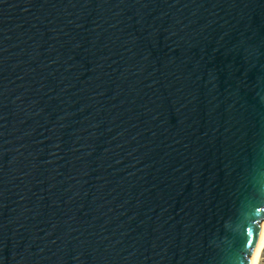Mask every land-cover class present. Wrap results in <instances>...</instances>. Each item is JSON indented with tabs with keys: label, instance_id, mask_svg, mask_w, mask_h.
<instances>
[{
	"label": "water",
	"instance_id": "water-1",
	"mask_svg": "<svg viewBox=\"0 0 264 264\" xmlns=\"http://www.w3.org/2000/svg\"><path fill=\"white\" fill-rule=\"evenodd\" d=\"M264 224V0H0V264H249Z\"/></svg>",
	"mask_w": 264,
	"mask_h": 264
},
{
	"label": "bare ground",
	"instance_id": "bare-ground-1",
	"mask_svg": "<svg viewBox=\"0 0 264 264\" xmlns=\"http://www.w3.org/2000/svg\"><path fill=\"white\" fill-rule=\"evenodd\" d=\"M263 251H264V224L262 227L259 243L256 247V250L254 251L253 255L250 258L249 264H260L263 257Z\"/></svg>",
	"mask_w": 264,
	"mask_h": 264
},
{
	"label": "rangeland",
	"instance_id": "rangeland-1",
	"mask_svg": "<svg viewBox=\"0 0 264 264\" xmlns=\"http://www.w3.org/2000/svg\"><path fill=\"white\" fill-rule=\"evenodd\" d=\"M260 264H264V251H263V257Z\"/></svg>",
	"mask_w": 264,
	"mask_h": 264
}]
</instances>
